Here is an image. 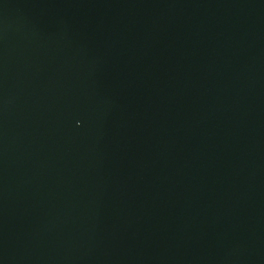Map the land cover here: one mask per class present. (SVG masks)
Wrapping results in <instances>:
<instances>
[{
    "label": "water",
    "instance_id": "1",
    "mask_svg": "<svg viewBox=\"0 0 264 264\" xmlns=\"http://www.w3.org/2000/svg\"><path fill=\"white\" fill-rule=\"evenodd\" d=\"M0 264H264V0H0Z\"/></svg>",
    "mask_w": 264,
    "mask_h": 264
}]
</instances>
